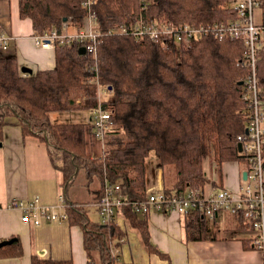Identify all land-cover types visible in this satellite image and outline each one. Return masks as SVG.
<instances>
[{"label":"trees","instance_id":"obj_1","mask_svg":"<svg viewBox=\"0 0 264 264\" xmlns=\"http://www.w3.org/2000/svg\"><path fill=\"white\" fill-rule=\"evenodd\" d=\"M81 1L18 0L19 17L29 19L37 35L51 30L61 33L64 24L77 31L86 14ZM145 1V20L173 26L210 25L237 17L232 0ZM259 1L264 23V0ZM138 9V0H96L95 23L100 36L95 56L79 54L77 43L59 44L54 48L53 69L23 74L15 56L0 55V142L6 118L14 117L23 138L47 146L59 175V190L67 198V222L81 229L82 247L91 260L97 252L99 264H124L111 254L123 238L117 215L139 232L149 252H157L149 244L146 215L136 213L129 204L117 208L115 218L104 224L91 222L87 215V206L98 203L106 183L129 203L144 201L153 179L146 164L151 152L163 170V191L168 196L209 183L203 170L205 158L212 159L219 169L220 180L224 163L248 169L237 149V138L246 129V105L239 85L249 73L243 42L208 34L190 43L175 42L171 37L153 41L107 34L121 24L136 22ZM262 44L256 73L264 92V39ZM90 67L95 68L92 74L87 72ZM99 87L108 95L105 100L98 96ZM98 107L112 114L100 153L94 149L98 141L90 119L50 121L51 114L64 112H88L91 116ZM262 154L264 158V148ZM166 172L173 176L170 182L165 179ZM80 173L91 202H71L67 196ZM216 184L220 186V182ZM235 220L239 231L249 228L241 217ZM183 226L186 242L215 239L209 235L205 217L197 212L183 216ZM242 241L246 248L251 247V238ZM20 248L15 238L10 246L0 248V257L20 256ZM31 264L72 262L32 255Z\"/></svg>","mask_w":264,"mask_h":264},{"label":"crops","instance_id":"obj_2","mask_svg":"<svg viewBox=\"0 0 264 264\" xmlns=\"http://www.w3.org/2000/svg\"><path fill=\"white\" fill-rule=\"evenodd\" d=\"M19 12L18 0L0 1V32L14 38L8 50L0 51V55L15 56L19 70L28 67L35 73L53 69L54 49L34 46L31 21L21 19ZM86 119H90V114ZM4 124L0 147V242L16 238L20 243L21 255L2 256L0 264H31L32 255L70 260L72 264H88L89 257L82 247L83 236L79 227L69 225L67 220L55 223L44 221L40 226H32L21 221L19 209L9 207L12 201L27 202L35 197H38L40 206H58V197L62 194L59 175L50 161L47 146L34 138H23L16 118L7 117ZM159 168L157 165L155 181L152 179L155 183L148 188H163L164 179ZM203 170L208 175L205 166ZM243 172L245 169L237 163H224L221 187L211 180L204 187L206 191L226 188L237 193ZM219 220L220 217L213 221V226L208 225L209 235L215 239L186 242L183 216L153 211L145 216V222L149 244L157 252H149L139 232L117 215L115 221L124 239L117 246V259L124 264H261L259 252L251 247L246 248L242 241L243 238L252 237L251 229L239 231L233 217L229 221L225 219L223 223ZM91 257L95 260L94 264H99L97 252H93Z\"/></svg>","mask_w":264,"mask_h":264},{"label":"built area","instance_id":"obj_3","mask_svg":"<svg viewBox=\"0 0 264 264\" xmlns=\"http://www.w3.org/2000/svg\"><path fill=\"white\" fill-rule=\"evenodd\" d=\"M232 1L230 5L237 13L235 20L215 22L210 25L173 26L167 22L145 20L143 12L146 10V1L138 0L139 9L136 22L129 26L121 24L107 34L131 35L135 40L148 38L153 41L171 37L175 42L185 41L187 43L208 34L214 38H231L243 42L244 58L249 70L242 84V99L246 105L245 130L247 131L238 136L237 140L241 144L240 154L245 157L248 169L245 170L247 175L242 180L238 192L234 193L226 188L206 191L205 187H202L189 188L182 194L168 196L164 194L162 187H151L146 189L147 196L144 201L129 203L116 195L115 189L106 183L102 189V197L94 206L101 224L112 221L117 208L126 204H129L140 215L155 211L185 216L197 212L212 222L218 220L223 213L233 218L241 217L253 232L251 248L259 252L261 264H264V158L262 154L264 148V92L259 85L256 73V61L264 39V23L256 22L254 19L255 10L260 6L259 0ZM95 2L96 0L81 1V6L86 13L81 29L69 32L70 25L64 24L61 33L51 30L43 34H34L31 37L34 46L39 49H54L59 44L77 43L80 48L84 49V54L95 56L98 36H100L96 30ZM13 39L11 35L0 32V51L8 50ZM94 71V67L87 69L89 74ZM111 116V112L101 107L91 111L89 121L93 125L94 137L100 143L103 142L105 133L110 129ZM66 206L62 195L58 197V206H40L38 197L32 201H12L9 204V207L20 210L21 221L32 226H40L44 221L55 223L67 220ZM123 240L121 238L118 242L122 243ZM111 254L117 259V248L111 249ZM88 264H94V261L89 259Z\"/></svg>","mask_w":264,"mask_h":264},{"label":"rangeland","instance_id":"obj_4","mask_svg":"<svg viewBox=\"0 0 264 264\" xmlns=\"http://www.w3.org/2000/svg\"><path fill=\"white\" fill-rule=\"evenodd\" d=\"M234 2V1H232ZM254 19L256 22H259L260 21V8H256L255 10V14H254ZM70 31H72V27L70 26L69 27ZM99 98L101 100H105L108 95L107 93L105 92L104 88L103 87H100L99 89V94H98ZM87 114H89L88 112H64V113H56V114H51L50 115V121L53 122V123H56V122H61V123H74V122H82V121H85L87 120L86 119V116ZM100 142H95L94 143V149H95V152L96 153H100ZM146 164H147V172H149V170L152 172V178L153 180L155 181V178H156V174H157V171H156V166L158 165V162H157V159L154 155L153 152L150 153L149 157L146 159ZM203 166H205L206 170H208V175H206V178L209 179V182L210 180L211 181H216V182H220L221 183V180L219 179V169H217L216 165L213 163L212 159H209V158H205L204 161H203ZM160 170V168H159ZM161 172H162V177H163V170L161 169ZM159 173V171H158ZM168 172H166V174H164L165 179L170 182L171 181V178L173 177L172 174H170ZM150 181V183L148 184V187L152 184V183H155ZM85 178H84V175L83 173H80L77 178L75 179V182L74 184L68 189V192H67V196L68 198L71 200V201H90L92 200L91 198V195L90 193L88 192V190H86L87 188L85 187ZM94 186V185H93ZM57 210V208H56ZM87 215H88V218L91 222H99V216H98V213L96 212V209L93 207V206H87ZM231 220V217L227 214V213H223L221 214L220 216V220L219 222L220 223H223L224 220ZM208 225L213 226V223L212 221H209V220H206ZM218 222V223H219ZM211 233H212V230H211ZM93 260V259H92ZM95 261V260H94Z\"/></svg>","mask_w":264,"mask_h":264},{"label":"water","instance_id":"obj_5","mask_svg":"<svg viewBox=\"0 0 264 264\" xmlns=\"http://www.w3.org/2000/svg\"><path fill=\"white\" fill-rule=\"evenodd\" d=\"M64 21H66V20H64ZM82 53L84 54V49H82V48H80L79 49V54H81L82 55ZM20 71H21V73H23V74H31L32 73V71L28 68V67H21L20 68ZM239 85H242V82H240L239 83ZM247 130H245V132H246ZM1 142H0V147H1ZM237 149H238V152L240 153V151H241V144L239 143V144H237ZM246 172H243V179H245L246 178ZM15 241V238H11V239H9V240H4V241H1L0 242V248L1 247H6V246H8V245H11L13 242Z\"/></svg>","mask_w":264,"mask_h":264}]
</instances>
